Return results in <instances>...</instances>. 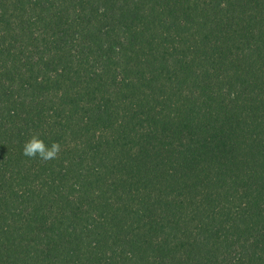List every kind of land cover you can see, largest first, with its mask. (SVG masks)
I'll return each instance as SVG.
<instances>
[{
  "label": "trees",
  "instance_id": "obj_1",
  "mask_svg": "<svg viewBox=\"0 0 264 264\" xmlns=\"http://www.w3.org/2000/svg\"><path fill=\"white\" fill-rule=\"evenodd\" d=\"M0 264H264V0H0Z\"/></svg>",
  "mask_w": 264,
  "mask_h": 264
},
{
  "label": "clouds",
  "instance_id": "obj_2",
  "mask_svg": "<svg viewBox=\"0 0 264 264\" xmlns=\"http://www.w3.org/2000/svg\"><path fill=\"white\" fill-rule=\"evenodd\" d=\"M62 146L58 142L51 145L45 143L38 135H33L23 146V155L32 159L39 158L42 162H49L59 158Z\"/></svg>",
  "mask_w": 264,
  "mask_h": 264
}]
</instances>
